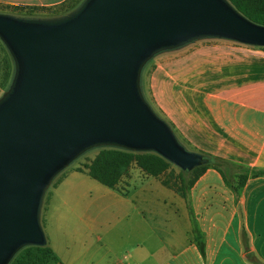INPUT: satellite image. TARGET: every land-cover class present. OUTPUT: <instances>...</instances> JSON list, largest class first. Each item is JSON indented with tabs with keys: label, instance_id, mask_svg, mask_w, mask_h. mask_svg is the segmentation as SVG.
Returning a JSON list of instances; mask_svg holds the SVG:
<instances>
[{
	"label": "water",
	"instance_id": "water-1",
	"mask_svg": "<svg viewBox=\"0 0 264 264\" xmlns=\"http://www.w3.org/2000/svg\"><path fill=\"white\" fill-rule=\"evenodd\" d=\"M207 37L264 46V25L228 0H83L54 18L0 13L14 65L0 95V264L46 242L43 195L85 151H153L182 170L204 162L150 107L140 75L155 54Z\"/></svg>",
	"mask_w": 264,
	"mask_h": 264
},
{
	"label": "crops",
	"instance_id": "crops-1",
	"mask_svg": "<svg viewBox=\"0 0 264 264\" xmlns=\"http://www.w3.org/2000/svg\"><path fill=\"white\" fill-rule=\"evenodd\" d=\"M150 95L181 144L264 170L260 47L214 37L189 42L173 61L154 65ZM87 176L85 169L69 170L48 191L41 225L58 264H264V174L248 177L236 193L207 168L186 201L131 165L116 186L121 192L108 191L114 197L109 226H128L119 235H104L107 222L90 210L98 187ZM137 224L144 233L137 234Z\"/></svg>",
	"mask_w": 264,
	"mask_h": 264
},
{
	"label": "trees",
	"instance_id": "trees-1",
	"mask_svg": "<svg viewBox=\"0 0 264 264\" xmlns=\"http://www.w3.org/2000/svg\"><path fill=\"white\" fill-rule=\"evenodd\" d=\"M228 1L251 21L264 25V0ZM259 47L264 50V46ZM5 77L6 75L4 74ZM180 145L182 144L180 143ZM197 152L203 156L204 162L192 170L179 169L177 174L178 183L174 185L175 191L185 198L186 201L188 190L207 168L217 170L224 182L236 193L244 186L248 177L264 174V170H256L250 166L210 153ZM132 164H135L146 175L154 177L161 175L172 165L163 156L153 151H132L118 147L102 146L95 157L85 165L84 169L92 179L108 188L114 189ZM163 184L169 186L165 181ZM195 226L194 223V232ZM58 263H60L59 256L46 240L43 245L23 247L8 264Z\"/></svg>",
	"mask_w": 264,
	"mask_h": 264
},
{
	"label": "rangeland",
	"instance_id": "rangeland-1",
	"mask_svg": "<svg viewBox=\"0 0 264 264\" xmlns=\"http://www.w3.org/2000/svg\"><path fill=\"white\" fill-rule=\"evenodd\" d=\"M83 0H62L60 2L50 4V5H41V4H25L21 2H12V0H0V13L7 14L14 17H23V18H54L60 17L63 15L68 14L69 12L73 11L77 8ZM177 54V48L171 50L161 51L155 54L152 58H150L144 67L142 68L141 75H140V87L142 94L145 100L148 102L150 107L153 111L163 120H165L159 111L154 109V103L151 100L150 95V75L154 65H158L161 62L173 61L175 59V55ZM13 60L11 55L3 42L0 39V95L8 88L10 84L12 74H13ZM4 74L6 77L4 78ZM175 135V133H174ZM176 136V135H175ZM177 137V136H176ZM180 140V139H179ZM181 142V141H180ZM182 146L188 151H192L191 148L188 147L187 144L182 143ZM100 147H95L85 151L83 154L78 156L74 159L67 167L57 173L52 181L50 182L49 186L47 187L41 207H40V221L42 220V216L45 212L46 202L48 198V191H50L56 183L63 177V175L72 169L83 170L85 165L88 164L97 154ZM134 165V164H132ZM179 172V168L171 165L165 170L164 173L157 176L158 179L163 183L164 181L168 183L169 187L174 189V185L177 182V174ZM88 182L90 184H95L98 187V190H94V199L98 203L90 206V210L94 212H99V218L104 219L107 223H104V228L106 229V233L104 235H119L122 233L128 232V226L125 223H121L117 227H110L109 225L112 224V211H114L113 207V200L114 197L108 194L110 188L100 184L96 180L92 179L91 177L87 176ZM118 191L121 192L119 188H116ZM175 190V189H174ZM104 193V194H103ZM106 194V195H105ZM103 206V213H101V205ZM42 222V221H41ZM80 221H77L75 224L78 227H81ZM43 224V223H42ZM140 225L137 224L136 232L137 234L144 233V229L142 228L139 230Z\"/></svg>",
	"mask_w": 264,
	"mask_h": 264
}]
</instances>
